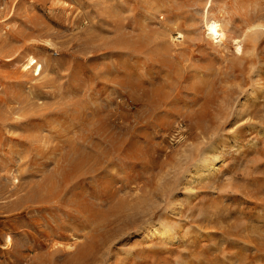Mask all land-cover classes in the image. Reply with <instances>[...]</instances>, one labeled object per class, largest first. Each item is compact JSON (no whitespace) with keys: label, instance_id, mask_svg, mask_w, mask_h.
Returning a JSON list of instances; mask_svg holds the SVG:
<instances>
[{"label":"rangeland","instance_id":"obj_1","mask_svg":"<svg viewBox=\"0 0 264 264\" xmlns=\"http://www.w3.org/2000/svg\"><path fill=\"white\" fill-rule=\"evenodd\" d=\"M0 264H264V0H0Z\"/></svg>","mask_w":264,"mask_h":264},{"label":"bare ground","instance_id":"obj_2","mask_svg":"<svg viewBox=\"0 0 264 264\" xmlns=\"http://www.w3.org/2000/svg\"><path fill=\"white\" fill-rule=\"evenodd\" d=\"M204 153H206V152H204ZM206 155L207 154H205V155L203 154L195 163V169L197 171L196 174L199 175L200 177H202L205 174V172H208L209 170H211L212 163H213V161L216 160L215 157H213V158L211 157L212 159H210V158H207ZM152 230H153L152 233L155 236H157L159 238V240L162 239L163 242L174 240V235L172 234V230L168 229L167 227H164L162 223H159V225L156 227H152V229L151 228L148 229L147 233H149Z\"/></svg>","mask_w":264,"mask_h":264},{"label":"built area","instance_id":"obj_3","mask_svg":"<svg viewBox=\"0 0 264 264\" xmlns=\"http://www.w3.org/2000/svg\"><path fill=\"white\" fill-rule=\"evenodd\" d=\"M4 1V0H3Z\"/></svg>","mask_w":264,"mask_h":264}]
</instances>
